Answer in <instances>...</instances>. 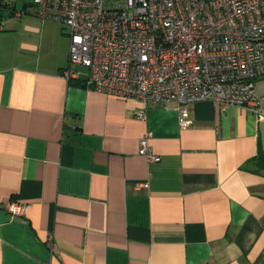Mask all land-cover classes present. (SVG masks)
<instances>
[{"label": "crops", "instance_id": "crops-1", "mask_svg": "<svg viewBox=\"0 0 264 264\" xmlns=\"http://www.w3.org/2000/svg\"><path fill=\"white\" fill-rule=\"evenodd\" d=\"M4 14L0 264H264V115L205 100L184 128L174 102L137 119L140 101L63 76L66 28Z\"/></svg>", "mask_w": 264, "mask_h": 264}, {"label": "built area", "instance_id": "built-area-1", "mask_svg": "<svg viewBox=\"0 0 264 264\" xmlns=\"http://www.w3.org/2000/svg\"><path fill=\"white\" fill-rule=\"evenodd\" d=\"M1 10L66 28L63 76L83 67L87 87L140 101L137 119H145L148 107L174 102L184 128L192 123L186 106L205 100L264 115L255 94L264 77V0H0ZM150 137L143 135L138 152L158 162ZM27 207L4 204L10 218Z\"/></svg>", "mask_w": 264, "mask_h": 264}, {"label": "rangeland", "instance_id": "rangeland-1", "mask_svg": "<svg viewBox=\"0 0 264 264\" xmlns=\"http://www.w3.org/2000/svg\"><path fill=\"white\" fill-rule=\"evenodd\" d=\"M25 1L29 2V1H31V0H25ZM20 5H21L20 2L16 3V6H17V7L20 6ZM3 13H4V12L2 11V14H3ZM4 15H8V14H4ZM79 71L85 73V69L82 68V67H79Z\"/></svg>", "mask_w": 264, "mask_h": 264}, {"label": "trees", "instance_id": "trees-1", "mask_svg": "<svg viewBox=\"0 0 264 264\" xmlns=\"http://www.w3.org/2000/svg\"><path fill=\"white\" fill-rule=\"evenodd\" d=\"M2 11L5 12V10H1L0 11V20H1V17L4 15V13L2 14ZM9 12V11H8ZM11 14V13H10Z\"/></svg>", "mask_w": 264, "mask_h": 264}]
</instances>
